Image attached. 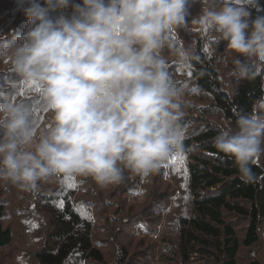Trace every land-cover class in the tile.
Wrapping results in <instances>:
<instances>
[{"label": "clouds", "instance_id": "obj_1", "mask_svg": "<svg viewBox=\"0 0 264 264\" xmlns=\"http://www.w3.org/2000/svg\"><path fill=\"white\" fill-rule=\"evenodd\" d=\"M23 0L29 30L5 46L19 83L31 86L51 114L42 130L33 108L7 98L0 85V180L35 190L52 176H91L119 183L124 171L147 177L180 151L184 88L161 55L167 46L183 68L199 57L169 39L188 26L189 0H83L70 19L49 11L70 0ZM191 31L245 59L232 74L254 79L264 71V16L249 21L253 0H201ZM250 29V34L248 30ZM264 144V97L237 114L236 129L220 131L215 148L234 158L240 179L254 180L251 165Z\"/></svg>", "mask_w": 264, "mask_h": 264}, {"label": "trees", "instance_id": "obj_2", "mask_svg": "<svg viewBox=\"0 0 264 264\" xmlns=\"http://www.w3.org/2000/svg\"><path fill=\"white\" fill-rule=\"evenodd\" d=\"M36 2L47 7L45 0ZM76 4L83 5V0H70L66 8L50 10L49 18L53 21L60 16L70 19L75 14ZM198 4L201 0H189L188 26L178 29L175 37L183 38L182 30L188 27L190 33L185 46L199 60L183 68L177 65L176 56L167 46L161 53L169 74L177 86L184 88L180 97L182 112L187 113L180 121L183 147L175 156L183 159H177L175 164L170 156L172 158L162 162L158 170L147 177L125 170L117 187L129 196L131 204L127 209L115 208V216L104 217L103 227L97 225L99 214L87 213L88 208L78 200L80 195L96 192L83 187L88 177L59 176L58 188L39 200L42 212L48 217V230L44 246L36 252L38 264H107L102 245L106 241L116 246L117 264L146 263L143 261L150 259L140 252L130 254L133 241L122 239L132 236L121 235V228L128 225L130 219L136 220L140 225L134 226L140 228L132 235L154 236L158 227L160 231L174 215L177 206L174 199L179 193L187 201V211L174 218V232L167 230L160 243L166 242L182 261L190 260L191 254H199L204 264H240L242 249L251 248L260 241L259 231L264 224V151L251 165L254 180L244 182L234 158L218 152L214 145L222 129H236L238 113L252 112L254 104L264 97V71L254 79H237L232 74V61L237 57L245 58L228 50L223 41L210 47L200 33L191 31V21L202 11V8L196 9ZM23 6V0H0V51L5 46L20 43L18 37L29 30L30 18L22 11ZM194 11L198 12L196 16H192ZM259 16H264V0H253L249 21ZM175 46L180 47L178 43ZM19 80L11 64L0 60L2 90L14 93L13 101H29L34 106V99L39 95L33 94L31 86L11 83ZM61 202L63 208L58 206ZM88 204L100 213L103 206H114L92 200ZM4 217L5 208L0 202V248L9 246L14 235L13 230L4 225ZM244 223L245 231L239 235L238 228ZM99 230L105 234L98 237ZM250 264L262 263L253 260Z\"/></svg>", "mask_w": 264, "mask_h": 264}, {"label": "rangeland", "instance_id": "obj_3", "mask_svg": "<svg viewBox=\"0 0 264 264\" xmlns=\"http://www.w3.org/2000/svg\"><path fill=\"white\" fill-rule=\"evenodd\" d=\"M190 7V6H189ZM197 8H202V4H198ZM195 9V10H196ZM198 12L194 11L192 16H196ZM190 30L183 29L182 34L183 38L175 37L176 33L171 35V40L174 43H178L179 46L186 48V37L189 35ZM250 34V29L248 30ZM204 37V36H203ZM206 43L211 47L212 45L209 42L207 37H204ZM227 47V41H223ZM213 47V46H212ZM188 49V48H187ZM228 49V48H227ZM229 50V49H228ZM231 51V50H230ZM165 59V58H164ZM20 86V85H19ZM7 98L13 99L15 97L14 93H6ZM32 95V94H31ZM33 97H35L33 95ZM18 98V97H17ZM34 106L30 105L29 101H25L26 105L34 108V117H33V126L38 130H42L44 125L48 123L50 120L51 114L45 110H42L43 103L39 98L34 99ZM17 101V99L15 100ZM183 113L187 114V113ZM188 116V115H187ZM182 123V122H181ZM185 127V129H187ZM3 133L0 132V136ZM262 149H264V144H262ZM264 151V150H262ZM176 153L172 155L174 158ZM170 157V158H172ZM175 164H177L175 162ZM81 178V176H78ZM88 177V183L86 185L83 184V187L94 189L96 192L93 194H84L80 195L78 200L82 201V206L84 208H88L87 213L99 214V221L97 223L98 226H101L104 223V217L107 215H116L115 208L117 207H125L126 209L130 206L131 199L129 196L121 191V188L117 183H109L105 185L96 184L91 176ZM59 186V180L57 176H52L48 178L46 181H41L38 183V187L35 190H22L18 185H14L11 182H6L0 180V202L4 205L5 208V217L3 219V223L5 226L10 227L13 232V241L7 247L0 248V263L5 264H38L36 261V252L37 250L42 249L44 246V242L47 236L48 230V217L45 213L42 212L40 208V198L43 195L48 194L54 189H57ZM176 198V207L174 215L169 219L167 224L161 227L159 231L153 236L149 235H132L135 229L139 231L138 227L134 225H140V223L136 220L128 221V225L122 227L121 235H125L126 233L130 234L132 238H123L124 242H131L132 247H130V254L133 252H140L141 256L145 258H149L148 261L144 264H204V258H201L199 254H191L190 260L182 261V258L174 255V250L170 249L166 242L160 243V239L165 235L167 230H171V233L174 232V227L176 223H174V218L183 214L187 211L186 205L187 201L183 200L185 197L180 193L175 196ZM87 198V199H86ZM130 200H128V199ZM89 200L102 202V203H112L114 206H103L102 212H97L96 209L92 210V207L89 203ZM190 208V205H189ZM173 209V210H174ZM95 211V213H94ZM185 211V212H184ZM136 221V222H135ZM245 225L238 228V234L242 235L245 231ZM105 226V225H103ZM101 226V227H103ZM112 228H116V226L111 225ZM260 241L256 243L254 246L248 249H242L240 253V264H250L253 260H259L262 264H264V224H262L260 229ZM98 237L104 235V231H98ZM103 251L105 252L107 264H117V249L116 246L110 244L109 241L103 242ZM152 254V255H151ZM153 256L155 257L153 259ZM140 257V256H136ZM158 259V261H155Z\"/></svg>", "mask_w": 264, "mask_h": 264}, {"label": "snow or ice", "instance_id": "obj_4", "mask_svg": "<svg viewBox=\"0 0 264 264\" xmlns=\"http://www.w3.org/2000/svg\"><path fill=\"white\" fill-rule=\"evenodd\" d=\"M177 159H183V157H180V158H176L174 157L173 160L174 162L177 160ZM183 187H186V185H182ZM60 208H63V203L61 202L59 205H58ZM90 218V217H89Z\"/></svg>", "mask_w": 264, "mask_h": 264}]
</instances>
